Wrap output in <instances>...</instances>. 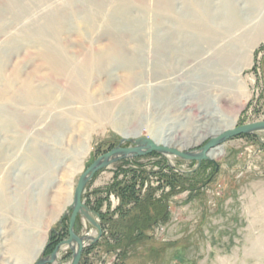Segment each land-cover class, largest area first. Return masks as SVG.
Returning a JSON list of instances; mask_svg holds the SVG:
<instances>
[{
  "label": "rangeland",
  "instance_id": "374dc122",
  "mask_svg": "<svg viewBox=\"0 0 264 264\" xmlns=\"http://www.w3.org/2000/svg\"><path fill=\"white\" fill-rule=\"evenodd\" d=\"M103 1L91 15L84 0H0V264H27L47 242L48 256L68 238L77 180L113 148L177 134L192 152L225 126L264 122V39L253 37L264 34V0ZM117 36L137 62L127 86L118 62L84 65ZM52 47L61 75L45 62ZM82 200L102 236L79 264H264V132L199 165L156 152L120 160ZM90 226L79 216L74 232ZM58 254L54 264H69L70 247Z\"/></svg>",
  "mask_w": 264,
  "mask_h": 264
},
{
  "label": "water",
  "instance_id": "95a60500",
  "mask_svg": "<svg viewBox=\"0 0 264 264\" xmlns=\"http://www.w3.org/2000/svg\"><path fill=\"white\" fill-rule=\"evenodd\" d=\"M264 129V122H256L246 125L237 126L233 129H228L218 134L216 137L210 138L200 149V153L197 156H189L187 153L178 152L175 149L167 148L161 145H156L153 141L148 138H139L138 140H130L132 146L122 148L116 147L105 153L101 157L97 158L91 165H89L82 175L78 178L73 196L72 203L69 206V220H68V238L66 240L58 243L52 252L46 256L42 257L44 251L46 250L49 242L46 243L44 251L41 256L35 261L34 264H54L57 260L58 252L64 247H70L72 250V258L69 264H79L81 255L83 252L84 244L83 239L86 237H79L74 232V226L76 220L81 216L85 221H87L92 227L97 231L96 236L90 241V243L97 242L102 236L101 226L95 219L93 212H91L83 203L82 196L85 188L92 178L102 170L108 168L110 165L127 158H137L148 155L150 153L156 152L159 154L170 153L183 158L188 161H196L199 165L202 161L209 159L207 153L209 150L220 146L227 140L240 136L258 132V130ZM72 244H76V250L72 248Z\"/></svg>",
  "mask_w": 264,
  "mask_h": 264
},
{
  "label": "bare ground",
  "instance_id": "6f19581e",
  "mask_svg": "<svg viewBox=\"0 0 264 264\" xmlns=\"http://www.w3.org/2000/svg\"><path fill=\"white\" fill-rule=\"evenodd\" d=\"M18 1V0H17ZM88 5L89 7L91 8L90 9V14L92 15L93 12H95L96 10H98L101 6H102V3H104L103 0H84ZM12 3V2H11ZM12 5V4H11ZM168 9V8H166ZM54 12H50L48 14V19H46L47 21L52 19L53 21V17H54ZM63 19H61L60 22H62ZM200 20V19H199ZM52 21H48L49 23V28H50V33H51V39H55V34H56V25H54V23ZM191 23V22H190ZM193 23V22H192ZM201 24V23H200ZM48 25V24H47ZM182 26H184V24H182ZM193 26V25H192ZM201 26L202 25H194L192 27L193 30H195V32L197 31L199 34H204L201 30ZM261 26L264 28V20L263 22L261 23ZM184 27H187V26H184ZM59 28V27H57ZM203 28V27H202ZM204 30V28H203ZM205 31V30H204ZM194 32V33H195ZM263 36V37H262ZM163 37V36H162ZM173 37V36H172ZM255 37L254 39H257V40H263L264 39V34L260 31L258 33L255 34ZM261 37V38H259ZM154 38V37H153ZM198 38V37H197ZM259 38V39H258ZM199 39V38H198ZM162 41V40H161ZM121 40H120V37H111L109 40H108V43L106 45H104L101 49H99L98 51L96 52H91L88 57L86 58L85 60V68L87 67L90 71H93L94 69H98L100 68L101 66H106L108 65L109 63L111 62H118L120 63V65L122 66L123 68V73L126 75L124 80H123V83L122 85L124 86H127L129 83H130V73L132 71V68H133V64L134 63H137L134 59L133 56H128L126 54H124V51H123V47L121 48ZM128 42V41H127ZM136 42V41H135ZM134 42V43H135ZM156 42V41H155ZM154 42V43H155ZM164 42V41H163ZM168 44V43H167ZM125 45V44H124ZM133 45V44H132ZM140 45V44H138ZM160 44L159 43H155V46L156 48H158V50L161 49V45L159 46ZM166 45V44H165ZM52 46V45H51ZM50 46V47H51ZM154 46V47H155ZM163 47V46H162ZM166 48V47H165ZM58 48L56 47H52L50 49L47 50V53L45 55V62L46 64H48L51 68V71L55 73V75H61V73H64V71L61 70V68H63L64 66L62 65L61 67L59 65H56L55 62L58 60H62V56L60 55V50H57ZM157 50V51H158ZM169 50V49H168ZM226 50V49H225ZM51 51V52H49ZM135 50H133L134 52ZM229 51V50H228ZM163 52V51H162ZM158 55L161 57L160 60L163 59V55L164 54H159V52H157ZM156 54V53H155ZM218 54V53H217ZM225 55V54H224ZM227 55V54H226ZM217 57V56H216ZM159 58V57H157ZM221 58V57H220ZM224 58V57H223ZM228 58V56H227ZM224 60V59H223ZM228 61V60H226ZM157 63V62H156ZM160 64V63H159ZM221 64V63H220ZM121 68V67H120ZM163 68V67H161ZM1 75V74H0ZM2 76V75H1ZM159 79V78H158ZM71 81V80H70ZM159 82V81H158ZM4 85L6 87V89H8V87L11 86L10 82L8 80H4ZM70 86L68 88H70L71 90H75L76 88L74 86H71L72 84H69ZM133 90V89H132ZM22 93L24 95V98L25 100H28L30 101L29 103H37V101H34V97H33V94L31 93V90H30V86L29 84H27V82H24L22 84ZM2 96V94H1ZM0 96V97H1ZM17 96V95H15ZM18 97V96H17ZM12 98H10L9 100H11ZM168 105V104H167ZM25 107V106H24ZM108 111V110H107ZM3 112V111H2ZM6 116V120H15V121H20V119L16 118L14 115H11V119L9 117V115H7V113L5 114ZM8 118V119H7ZM24 119V118H23ZM200 119V118H199ZM7 121V122H8ZM201 123V122H200ZM199 123V124H200ZM194 127V126H193ZM233 129L232 126H225L223 127L222 129L220 130H217V132L213 133L212 135H210V138H213V137H216L218 134L222 133L223 131L225 130H228V129ZM196 130V129H195ZM174 131V130H172ZM178 131V130H177ZM200 131V130H199ZM211 131V130H210ZM167 132V131H166ZM258 132H264V129H261V130H258ZM185 133V132H183ZM204 133V132H203ZM164 134V133H163ZM196 134V133H195ZM202 134V133H201ZM179 136V134H178ZM198 137V136H197ZM128 138V137H126ZM149 140L153 141L156 145H161V146H164V147H167V148H172V149H175L177 150L178 152H181V153H187L189 156H197L200 151L199 150H196V151H192V152H184L185 149H183L184 147L182 146V144L184 143V138L182 139L181 137H177V134H165V135H160V134H150V137H149ZM186 143V142H185ZM188 146V145H187ZM218 146L215 147L214 149H211L208 151L207 153V156L208 157H211L213 158L214 156V152L217 150ZM161 155H164L166 156L170 162H174V161H188V160H184L183 158L179 157V156H176V155H173V154H170V153H165L163 152ZM82 175V174H81ZM80 175V176H81ZM79 176V177H80ZM75 189V188H74ZM74 192V191H73ZM72 195H70V199L68 200L69 203L71 204L72 203ZM58 199V198H57ZM97 234V231L94 227L90 226L89 228V233L88 235L82 240L83 241V244L84 245H87V243H89ZM46 246V245H45ZM72 248L74 250H76V244H72L71 245ZM66 248V247H65ZM42 247L40 248L39 251H41ZM45 249V247H44ZM44 249L42 250V252L44 251ZM37 254H35V256L32 258V260H30L27 264H32L33 262L35 263V261L39 258H37V256L39 255V252ZM45 252V251H44ZM59 255V254H58ZM41 256V255H40ZM42 257H46L43 256ZM37 258V259H36ZM33 263V264H34Z\"/></svg>",
  "mask_w": 264,
  "mask_h": 264
}]
</instances>
